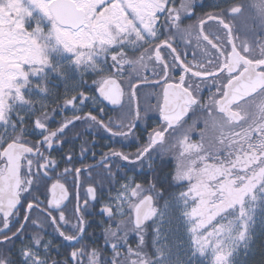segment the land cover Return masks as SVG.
I'll list each match as a JSON object with an SVG mask.
<instances>
[{
    "label": "snow or ice",
    "instance_id": "1",
    "mask_svg": "<svg viewBox=\"0 0 264 264\" xmlns=\"http://www.w3.org/2000/svg\"><path fill=\"white\" fill-rule=\"evenodd\" d=\"M258 220L264 0H0V264H250Z\"/></svg>",
    "mask_w": 264,
    "mask_h": 264
},
{
    "label": "rangeland",
    "instance_id": "2",
    "mask_svg": "<svg viewBox=\"0 0 264 264\" xmlns=\"http://www.w3.org/2000/svg\"><path fill=\"white\" fill-rule=\"evenodd\" d=\"M256 240L263 241L264 243V235H260V223L257 221L256 225ZM168 243L173 247L174 251H178L181 256L184 254L186 241L184 239L183 230H177L175 226H173L172 234L168 237Z\"/></svg>",
    "mask_w": 264,
    "mask_h": 264
},
{
    "label": "flooded vegetation",
    "instance_id": "3",
    "mask_svg": "<svg viewBox=\"0 0 264 264\" xmlns=\"http://www.w3.org/2000/svg\"><path fill=\"white\" fill-rule=\"evenodd\" d=\"M191 21H189L190 23ZM189 56H191V53H189ZM89 84H91V81L89 80ZM140 103L142 106L145 105H154L156 103V97L154 94L151 93L150 90H146L145 92L141 93V99H140ZM150 116L153 117L151 119H149L148 124L151 126L155 125V121L158 119V116L154 113H150ZM144 125L141 124V127H143ZM86 139H91V137H86ZM77 149L79 148V143H77L76 145ZM105 149L103 148H97L95 149V151L97 152H102ZM77 155H79V152H77ZM97 235H99V229H97Z\"/></svg>",
    "mask_w": 264,
    "mask_h": 264
},
{
    "label": "trees",
    "instance_id": "4",
    "mask_svg": "<svg viewBox=\"0 0 264 264\" xmlns=\"http://www.w3.org/2000/svg\"><path fill=\"white\" fill-rule=\"evenodd\" d=\"M207 3H212V2H219V0H206ZM209 9H204V11H208ZM202 14L200 12L197 13ZM62 87V86H61ZM264 244L263 241H259V240H255V244H254V251H255V255L254 256H250L249 260H250V264H259L260 261V246Z\"/></svg>",
    "mask_w": 264,
    "mask_h": 264
}]
</instances>
